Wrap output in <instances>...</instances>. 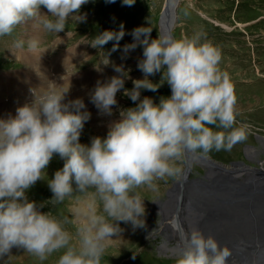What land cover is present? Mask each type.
<instances>
[{"label":"clouds","instance_id":"obj_1","mask_svg":"<svg viewBox=\"0 0 264 264\" xmlns=\"http://www.w3.org/2000/svg\"><path fill=\"white\" fill-rule=\"evenodd\" d=\"M88 2L0 0V36L10 35L30 19L45 32L60 33L68 18ZM134 3L123 0L127 6ZM41 6L46 14L40 13ZM151 31L150 27L135 28L134 42L124 46L125 53L143 46L138 68L144 78L134 79L133 88L126 89L128 72L123 65H114L117 75L98 80L91 94L92 102L108 115L121 89L133 102L139 101L120 111L121 119L109 126L106 137L96 136L90 144H82L80 135L90 113L80 98L65 103L69 87L63 90L51 83L33 90L34 99L18 107L15 116L0 119V258L10 255L13 247L40 260L64 249L57 264H100L107 242L121 231L119 222L131 223L133 229L146 226L144 198L138 189L154 191L157 180L180 179L177 162L189 153L231 151L247 139L246 125L236 122L234 86L230 74L219 66V49L201 32L180 38L158 33L151 39ZM124 35L121 25L119 32L100 33L91 44L102 48L115 40L112 51H116ZM22 44L17 41L16 46ZM36 46L35 39L29 41L30 48ZM162 69L171 96L161 97L158 104L151 97L140 99L141 89L158 90L159 85L148 77ZM54 155L65 163L48 180L53 203H62L72 194L73 182L81 192L94 189L86 209H71L75 237L64 227L67 218L59 220L41 211L43 205L26 195L43 179ZM97 200L102 214L97 212ZM181 236L183 251L177 264H228L230 249L226 244L221 247L215 236H205L198 227L182 231Z\"/></svg>","mask_w":264,"mask_h":264},{"label":"rangeland","instance_id":"obj_2","mask_svg":"<svg viewBox=\"0 0 264 264\" xmlns=\"http://www.w3.org/2000/svg\"><path fill=\"white\" fill-rule=\"evenodd\" d=\"M165 2L166 0H135L134 5L127 6L123 4V0H115L114 3H106V0H89L81 7L80 13L68 18L64 31L45 32L41 27V39L37 47L47 49V57L53 61V66L44 69V74H52L59 62L62 63V55L71 56L67 50H71L77 43L85 44L80 46L77 53H82L80 58L65 64L57 77L54 74L49 78L52 81L49 83L55 87L60 88L61 85L63 90L69 87L65 103L81 98L85 104L84 110L90 113V119L85 123L80 135L82 144H90L91 139L96 136L106 137L109 126L121 119L120 111L135 107L139 103L125 96L124 89H121L117 93V104L113 106L112 114H102L92 102L91 94L98 80L106 81L117 75L114 65H123L128 72L130 78L125 79L126 89L133 88L134 79L144 78V73L138 68V63L143 59V46L138 45L127 53L124 52V46L134 42L132 31L140 26L152 28L151 39L158 37V33H161L159 21ZM39 11L41 14L47 13L43 6ZM80 15L84 17L82 20ZM30 21L32 20L18 25L10 35L0 36V73L14 74L21 82L31 75L39 78L37 72H22L28 65L26 66L24 59L19 57L22 49L28 51L32 49L29 47ZM121 25L125 35L119 41V48L116 51H112L115 40L109 41L102 48L92 46L91 43L97 35L105 31L119 32ZM194 32L203 33L219 49L221 53L219 66L221 70L230 74L234 86L237 125L244 124L247 128V139L237 143L231 151L213 149L206 155L225 164H230L234 160H245L249 163L246 155L252 153L247 146L253 145L259 152L258 156H254L260 160L256 164L259 166L260 162H264V140L256 138L255 135L264 136V0H180L173 35L180 38L183 35L191 36ZM143 38L142 36L141 40ZM17 41H23L25 46L22 44L16 47ZM162 77L163 69L148 77L153 83L158 84L159 88L155 92L141 89L140 99L145 96L151 97L158 104L161 97L171 96V88ZM8 84L6 80L0 81V119L15 116L18 107L34 99L28 94L29 97L26 96L24 100L20 97L22 91L29 92L31 86L40 88L38 82L30 86L26 84L27 89L19 88L22 91L15 94ZM64 163L65 160L54 155L45 173L42 174L43 179L32 186V191L34 193L37 188L40 189L44 198V203L38 204L43 205L40 210L49 212L59 220L67 218L69 222L64 227L75 237L76 225L72 223L71 209L75 206L86 209L92 203L90 194L94 189L81 192L76 189L73 182L72 194L62 203H53L51 201L53 193L48 187V180L54 177L55 172L61 169ZM185 164L186 159L177 162L181 171L184 170ZM198 165L194 164L193 175L203 176L204 166ZM206 169L209 170L208 167ZM175 180L177 179L174 177H166L155 181L157 187L154 191L147 187L137 190L144 198L146 226L133 229L131 223L119 222L121 231L107 242L100 264H177V257L181 253H172L168 248H161L166 247V243L167 247L174 248L176 241L167 237L170 230L168 231V227L165 228L164 216L158 205ZM26 195L30 201L35 200L28 190ZM166 204L170 205L169 202ZM96 205L98 214H102V205L98 200ZM159 223L164 225L163 229ZM176 248L178 249V246L174 249L177 250ZM63 251L64 249H61L40 260L23 248L13 247L10 255L0 258V264H57Z\"/></svg>","mask_w":264,"mask_h":264},{"label":"water","instance_id":"obj_3","mask_svg":"<svg viewBox=\"0 0 264 264\" xmlns=\"http://www.w3.org/2000/svg\"><path fill=\"white\" fill-rule=\"evenodd\" d=\"M178 1L170 5V0H166L159 21L160 27L165 24L164 28H160L161 33L173 35ZM204 157L199 153H189L186 157L189 166L186 164L183 173L187 174L185 178L188 180L180 190H185L180 199L188 200L191 205L188 224L200 228L205 236L212 235L217 240L218 237L225 238L231 252L228 261L232 256L239 259L258 257V264H264V172L244 162H232L229 165L232 168L239 164L245 168L241 178L218 165L220 170L203 174L202 177L210 181L191 179V162L195 160L204 164L205 159H200ZM163 221L168 223L166 219Z\"/></svg>","mask_w":264,"mask_h":264},{"label":"bare ground","instance_id":"obj_4","mask_svg":"<svg viewBox=\"0 0 264 264\" xmlns=\"http://www.w3.org/2000/svg\"><path fill=\"white\" fill-rule=\"evenodd\" d=\"M174 2L177 3V0H170V5L174 4ZM179 4H180V0L178 1L177 6ZM161 26H162L161 28H164L165 24H162ZM41 31H42L41 26L37 22H35L34 20L30 21L29 22V34H30L29 37L30 38L28 37L29 41L32 39H35L38 43L39 40L41 39ZM84 45L85 44H83V43H77L76 46L73 47L71 50H67V52L69 54H71V56L67 57L65 55H62L61 61L64 65L61 62H59V64L54 68V71L52 72V74H48V75L44 74V69H46L47 67H52L53 61L48 59L47 49H44V48L42 49V48H39V46L38 47L36 46L34 49L32 48L29 51H25V52L21 51V52H19V56H21L26 61L27 65H28L24 70H22V72H37L39 75V78H36L34 75H31V76L25 77L23 79V81L21 82L18 79V77H16L14 74H11V73L5 74L4 73V74H0V81L6 80L7 84L9 83L8 85L12 89V92L15 94H18L20 91H22L19 88L27 89L25 87L26 84H28L30 86V85H33L35 82H38L39 87L46 86L47 83L52 82L49 79L51 77V75L55 74L57 77L59 75L58 72H60V69H62L65 66V64H69V63H71L70 61H74V60L81 57L82 53L81 54H77V53L80 50V46H84ZM60 75H62V74H60ZM61 87L62 86L60 85V89H61ZM28 94H29V92L22 91L20 97L25 100V97L28 96ZM74 96H76V94ZM77 96H79V95H77ZM87 98H88V96H87ZM84 101H85V99H84ZM262 140H264V139H262ZM249 152L252 153V155H254V156L257 154V151L251 147H249ZM200 159H205V160H203V163H205V164H199V165H202V166L204 165L205 167L209 168V170H207L206 173L210 172V171L215 172V171L220 170L221 168L219 166L226 167L227 170H231L234 173V175H237L238 177H242L243 174L246 172L245 168H242L239 166L240 164L237 167L232 168L229 166L230 164H224L223 162L217 161L212 156H209V155H205L204 158H200ZM188 161H189L188 158H186L187 167L189 166ZM186 164H185V166H186ZM191 164L194 167V164H196V163L194 161H192ZM259 164H260L259 166L254 167V168L259 169L260 171L264 172V162L263 163L260 162ZM183 172L184 171L182 170L180 173V179H177L174 181L173 185L170 187L171 189L169 188L170 190L167 192V194L163 198H161V202L158 204L160 206V207L159 206L158 207L160 208V210L162 211V215L164 216L163 220L166 219V221H168V223H165L169 227V230H170V234L167 237L171 240L176 241V245L174 246V248L176 246H178V249L176 248L177 250H175L173 247L172 248L167 247V245H166L167 243H166L165 244L166 247L161 246V248L162 249L168 248L170 251H172V253H182V251H183V239L180 238L181 232L182 231H189L190 232V229L192 228V226L189 225L187 222V221L191 220V215H190L191 205L189 204L188 200L180 203V201H182L180 199L181 195L185 190L181 191V193L179 191L181 190L182 186L187 183V180H188V178L187 179L185 178V176L187 174H184ZM206 173H205V175H206ZM190 177H191V179L201 178L204 181H210V179H208L206 177H202L201 175H192ZM166 202H169L170 207L166 204ZM196 219H197V217H196ZM173 221L176 222L175 226L173 225ZM160 225L163 227V224H160ZM187 226H189V228H187ZM218 241L220 242L221 247H223L225 244H228V241H226V239L223 237H218ZM258 263H259L258 257H252L251 259H249V258L239 259V258H234L232 256L229 258V261H228V264H258Z\"/></svg>","mask_w":264,"mask_h":264},{"label":"flooded vegetation","instance_id":"obj_5","mask_svg":"<svg viewBox=\"0 0 264 264\" xmlns=\"http://www.w3.org/2000/svg\"><path fill=\"white\" fill-rule=\"evenodd\" d=\"M252 159H254V160H255V159H256V157H254V156H253V157H252Z\"/></svg>","mask_w":264,"mask_h":264}]
</instances>
